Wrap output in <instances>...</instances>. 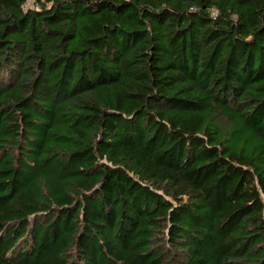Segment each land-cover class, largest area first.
<instances>
[{"label": "trees", "instance_id": "16d2710c", "mask_svg": "<svg viewBox=\"0 0 264 264\" xmlns=\"http://www.w3.org/2000/svg\"><path fill=\"white\" fill-rule=\"evenodd\" d=\"M0 0V264H264V0Z\"/></svg>", "mask_w": 264, "mask_h": 264}, {"label": "rangeland", "instance_id": "374dc122", "mask_svg": "<svg viewBox=\"0 0 264 264\" xmlns=\"http://www.w3.org/2000/svg\"><path fill=\"white\" fill-rule=\"evenodd\" d=\"M30 2L29 3H31L32 1L31 0H29Z\"/></svg>", "mask_w": 264, "mask_h": 264}]
</instances>
